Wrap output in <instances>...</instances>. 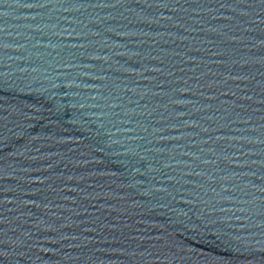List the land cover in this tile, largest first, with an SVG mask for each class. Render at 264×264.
Masks as SVG:
<instances>
[{
    "label": "water",
    "instance_id": "1",
    "mask_svg": "<svg viewBox=\"0 0 264 264\" xmlns=\"http://www.w3.org/2000/svg\"><path fill=\"white\" fill-rule=\"evenodd\" d=\"M0 264H264V4L0 0Z\"/></svg>",
    "mask_w": 264,
    "mask_h": 264
},
{
    "label": "snow or ice",
    "instance_id": "2",
    "mask_svg": "<svg viewBox=\"0 0 264 264\" xmlns=\"http://www.w3.org/2000/svg\"><path fill=\"white\" fill-rule=\"evenodd\" d=\"M259 2H260L261 4H264V0H259Z\"/></svg>",
    "mask_w": 264,
    "mask_h": 264
}]
</instances>
